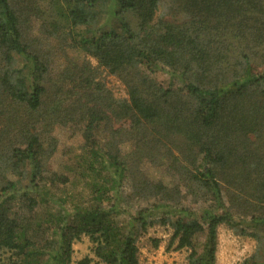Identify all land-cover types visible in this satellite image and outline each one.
I'll return each instance as SVG.
<instances>
[{
  "label": "trees",
  "instance_id": "trees-1",
  "mask_svg": "<svg viewBox=\"0 0 264 264\" xmlns=\"http://www.w3.org/2000/svg\"><path fill=\"white\" fill-rule=\"evenodd\" d=\"M54 42L126 96L87 59L53 68ZM55 126L80 140L62 168ZM220 227L254 243L237 264H264V0H0V264H70L82 236L75 264L164 240L217 264Z\"/></svg>",
  "mask_w": 264,
  "mask_h": 264
},
{
  "label": "rangeland",
  "instance_id": "rangeland-1",
  "mask_svg": "<svg viewBox=\"0 0 264 264\" xmlns=\"http://www.w3.org/2000/svg\"><path fill=\"white\" fill-rule=\"evenodd\" d=\"M29 32H33L36 34L37 24L33 23V26ZM55 47H46L49 49L50 53V61L52 63L53 68L61 67L63 65V53L67 54L68 58H72L74 60H82L87 59L90 61L91 66L96 68L98 79L109 88L113 97L115 98H123L126 96L123 85L112 75L107 74L105 70L97 67V62L94 58L85 55L82 52H79L75 49H66L64 48L63 52L59 49V45L54 42ZM159 74H157V77ZM53 136L57 138L58 146L55 155L52 158V163L56 167L64 166V162L70 154L69 152L76 151L77 146L79 145V138L73 137L72 133L69 129L63 126H55L52 132ZM122 149L125 151L127 145H124ZM66 168V167H65ZM64 168V169H65ZM68 170V168H66ZM143 170L146 174L153 178H161L165 182L171 181L170 177H167L163 170L150 166L149 164L144 165ZM72 179V178H71ZM81 187V180L78 176L74 177L69 184L66 185L65 189L58 193L57 195H64L65 192L69 193H78ZM184 192V191H182ZM56 195V196H57ZM188 199H184L182 202L187 203ZM133 207H136L135 205ZM149 235L157 236L165 238L167 237L166 232L161 227H155L149 231ZM218 250H217V262L218 264H237L244 257L249 255L254 247V243L252 240L248 238H242L234 235L229 229L225 227H220L218 230ZM166 240V238H165ZM163 241L160 246L152 251L146 249V247L141 248L140 261L141 264H183L185 259V252L183 251H165ZM72 262L70 264H75V262L85 255L92 256L90 252V242L88 237L82 236L80 240L76 241L72 245Z\"/></svg>",
  "mask_w": 264,
  "mask_h": 264
},
{
  "label": "crops",
  "instance_id": "crops-1",
  "mask_svg": "<svg viewBox=\"0 0 264 264\" xmlns=\"http://www.w3.org/2000/svg\"><path fill=\"white\" fill-rule=\"evenodd\" d=\"M217 264H218V262H217Z\"/></svg>",
  "mask_w": 264,
  "mask_h": 264
}]
</instances>
